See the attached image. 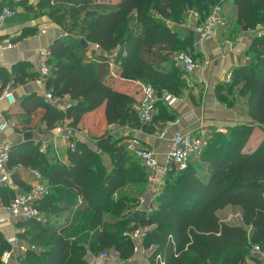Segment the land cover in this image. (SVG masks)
<instances>
[{"label":"trees","instance_id":"16d2710c","mask_svg":"<svg viewBox=\"0 0 264 264\" xmlns=\"http://www.w3.org/2000/svg\"><path fill=\"white\" fill-rule=\"evenodd\" d=\"M220 1L60 0L52 6L39 2L38 7L49 9L47 15L67 34L50 47L47 89L55 97H69L75 103L62 108L32 95L22 105L26 115L40 116L48 130L60 124L76 130L86 116L102 110L107 128L142 127L157 133L161 123L175 120L171 109L159 100L156 106L160 112L154 123L141 125L136 97L113 87L110 64L118 66L117 75L122 80L151 85L156 94L180 97L188 89V76L171 55L181 48L195 51L194 38L191 31L179 36L167 22L185 25L191 12L205 16L208 7ZM227 1L237 7L239 24L249 29L264 28V0ZM17 6L34 12V7H27L24 1L4 0L0 12L3 7L15 12ZM81 39H85L87 48L83 49ZM89 44L97 45L101 55L88 59ZM250 52L254 56L249 63L233 71V82L220 88L217 96L230 106L229 91L238 88L239 95L248 99L251 123L234 127L224 135L214 133L199 159L178 171L168 184L170 173L152 214L148 207L139 208L141 199L121 194L129 186H146L147 173L128 155L123 140L108 137L107 131L91 138L90 143L73 140L67 163L58 158L49 161L33 143L13 148L11 168L38 171L55 188L38 204L39 210L72 216L61 231L51 222H26V236L37 250L28 251L20 264H90L89 256L110 254L111 250L118 254V264H130L134 245L124 233L153 226L144 243L145 249L157 247L151 264H156L157 256L165 264H262L251 251L255 245L264 251V137L255 149L246 147L257 128L264 132V34L253 39ZM1 73L5 82L14 85L36 77L24 73L11 79L6 70ZM225 90H229L227 96ZM228 207L241 210L242 225H231L220 218L219 213ZM107 215L112 223L106 222ZM8 249L0 239V264Z\"/></svg>","mask_w":264,"mask_h":264},{"label":"crops","instance_id":"0c3cea01","mask_svg":"<svg viewBox=\"0 0 264 264\" xmlns=\"http://www.w3.org/2000/svg\"><path fill=\"white\" fill-rule=\"evenodd\" d=\"M1 1L2 0H0V2ZM4 1H12L15 3L24 1L27 7H34V12L28 13L23 6H17L15 8L16 15L14 19L7 21L0 30V43L11 42L15 46L12 51H0V112L9 120L11 125L6 132H0V143H10L13 148L18 146L22 147L27 142L33 143L35 147L37 146L39 148V152L42 155L47 156L49 161L58 158L63 163H67L66 156L69 148V142L63 138L56 137L54 129L48 130L46 124L40 120V116L35 114L28 117L22 107L23 102H25L32 95H37L38 97L44 99V94L49 91L47 89L46 82L41 83L39 79V54L43 50H50V47L57 39L64 38L67 34L63 32L60 27L54 24L48 15H40L41 13H46L47 9H43L41 7L39 8L38 3L46 1L52 6L60 0ZM226 2L227 3H225L224 6L225 11H227L226 16L228 13L230 15L228 19L227 17L224 19V23L220 27L214 40L207 43H200L198 41L192 30L194 27L191 28L190 26L197 23L195 22L194 17L191 16L193 15L192 12L187 17V25L180 26L179 30L183 32V34L190 31L193 33L192 36L195 43V55L198 57L197 60L200 64V68L196 74L188 76V89L180 97H178L177 103L170 108L171 113L175 116V120L166 122V124L161 123L158 126L159 128L157 133L154 134L142 129V127L131 128L129 126H110L108 129L112 132V137H114L115 140H123L122 144H125L130 135L140 137L145 146L158 156L160 165L163 166L171 139L180 131L197 132L201 128H208L212 135L214 133L226 134L234 127L251 123V119L248 116V99L239 95L238 88H234L231 91L228 90L232 93L228 96V99L231 101L230 106L219 100L217 96V91H219L220 88L229 87V85L225 83L227 74L230 71H234L249 63L251 54L250 48L252 41L255 38L253 34L254 31L245 26L242 29L241 36L237 37V39H232L235 42L234 49H229L226 41L229 40L230 36L234 37L237 35L236 25L238 20L237 7L232 1L226 0ZM167 25L173 30L172 27L176 24L167 22ZM233 29H235L236 32H233ZM24 34L30 35L22 37ZM101 53V51L92 49L91 44H89L86 56L88 59H91L95 56L101 55ZM110 65L111 72L113 69H116L117 75L119 69L112 67L113 63ZM1 70H6L11 79H15L17 76L16 74L20 75L24 73L29 75L33 74L36 75V77L35 79L27 80L23 84L14 85L13 82L4 81ZM111 77L113 78L112 74ZM118 79H120L119 81L122 83L132 85L133 88L137 85V81L131 82L122 80L121 78ZM112 85L116 90L120 91L116 87L118 84H116L114 78ZM7 88L12 90L16 99V104L13 107H10L6 100L2 99L3 92ZM228 91L225 90L223 94L227 96ZM64 99L65 101L63 103L51 104L62 108H68L75 103L69 97H65ZM40 113L41 111L37 114ZM102 113L103 111L100 110L97 113L86 116L81 124V127H84L83 124L86 125L85 121L87 119L92 120L94 115ZM29 127H32V129H29ZM161 133H166L165 139L159 138ZM26 134H32L33 139L25 141L24 136ZM77 136L78 133L76 132V134L73 135V139L75 140ZM263 137L264 132L257 128L246 148L249 146L250 149H255ZM76 140L78 139L76 138ZM83 142L86 141L83 140ZM107 162L109 163L108 160ZM32 171L33 170L30 168L18 167L14 174L15 187H0V220L5 218L6 208L15 195L23 193L24 190L30 188L33 181ZM17 182H21L23 187L19 186ZM148 188H150L151 191L154 190L151 187ZM148 188L147 190H149ZM50 189L52 192L55 190L53 186H50ZM152 194H154L153 191ZM151 198L152 197H149V199ZM141 200L144 203H142L139 208L144 209L146 207V200L144 198ZM233 209L237 210L241 214V210L239 208L228 207L224 211L220 212L219 216L221 214H228L229 211ZM47 217L48 222H51V224L57 228L58 231L66 228L68 220L72 219V216H69V213H61L58 215L48 213ZM228 218L229 217H227V219ZM228 221H230V218ZM106 222L112 223V220L109 218L106 219ZM25 223L26 222L21 220H15L0 224V239H3L9 246L7 251L12 249V246L8 243V241L14 238L16 239V245L14 248L15 252L8 264H20V258L24 257L28 251L37 250V247L30 242V237L26 236L29 228L24 225ZM153 252L154 250H150V248H141L140 252L134 254L130 264H151L150 260ZM110 254L111 258L102 264L119 263L118 254L114 250H111ZM254 257L263 264L264 254ZM91 258L92 256H89L88 260L91 261ZM148 258H150L149 261ZM248 264L255 263L248 262Z\"/></svg>","mask_w":264,"mask_h":264},{"label":"built area","instance_id":"2783aa9c","mask_svg":"<svg viewBox=\"0 0 264 264\" xmlns=\"http://www.w3.org/2000/svg\"><path fill=\"white\" fill-rule=\"evenodd\" d=\"M222 6L215 7L209 16L199 26L193 28V33L196 35L200 43H207L217 36V30L224 23ZM15 12L8 7H3L0 12V30L5 23L14 19ZM262 36V32L258 33V37ZM92 49L100 51L97 45L92 44ZM227 46L230 50L234 49L233 44L227 42ZM15 48L11 42L0 43V51H12ZM51 57L50 50H43L39 54V79L41 83H45L51 76V69L49 66V60ZM173 62L178 66L185 75L192 76L200 68V64L194 59V57L187 54H175ZM112 67L118 68L113 63ZM113 76V72H111ZM234 72L230 71L225 79V83L230 85L233 82ZM138 90L142 93L141 99L137 102L135 109L138 114L139 121L143 126H149L154 123V119L157 115V94L151 85L137 82ZM2 99L6 100L10 107L16 104L15 96L10 88H7L2 95ZM44 99L49 103L60 104L65 101L64 98L55 97L51 91H47L44 94ZM165 104L172 108L178 98L170 96L169 94H162V98ZM11 127L10 122L0 112V132H6ZM219 132V131H218ZM222 132V131H221ZM54 134L58 138H63L67 142H71L73 139V130L69 129L66 125L60 124L54 129ZM160 139H165L166 133L159 135ZM212 137V133L208 128H201L197 132H178L176 133L170 142V146L165 155L164 165L161 166L158 156L150 149H148L143 141L138 136L130 135L126 145V151L128 155L138 161L140 166L146 171L148 185L156 191H159L172 171L186 170L190 164L195 160H198L201 153L206 149L209 141ZM69 148H73V143L69 144ZM13 147L10 143H0V187L14 188V174L18 167H10V157ZM33 181L28 192H23L15 195L10 204L6 208L5 218L0 220V224L5 222H12L15 220H21L23 222L36 221L40 224H46L48 222L47 214L42 213L38 204L51 193L50 186L45 178L38 171H32ZM81 203V201H80ZM142 203H144L142 201ZM155 209V205L152 204L148 207L147 211L152 214ZM240 225H242V215L239 214ZM225 222V221H224ZM226 223V222H225ZM155 227H139L137 229L128 230L124 233V238L132 242L134 245V254L140 252L141 248H144L145 240L148 234L154 230ZM8 243L12 246V249L6 251L3 254L2 262L8 264L14 254V248L16 245V239H11ZM152 248V249H151ZM155 254L157 247H151ZM149 252V251H148ZM264 251L259 245L252 247V256H261ZM111 254L102 253L98 256L92 257L90 264H102L109 260ZM264 260V259H263ZM156 264H165L160 256L156 257ZM264 264V262H263Z\"/></svg>","mask_w":264,"mask_h":264},{"label":"rangeland","instance_id":"374dc122","mask_svg":"<svg viewBox=\"0 0 264 264\" xmlns=\"http://www.w3.org/2000/svg\"><path fill=\"white\" fill-rule=\"evenodd\" d=\"M225 3H227L226 2V0H221L218 4H211L209 7H208V11H207V14L205 15V16H207L209 13H211V11L215 8V7H217V6H222V12H223V19H226V17H227V19H228V17H229V13L227 14V16H226V12L227 11H225ZM67 6V5H66ZM49 12V9H47V11H46V13H41L40 15H42V16H44V15H47V14H49L48 13ZM191 16H193L194 17V20H195V22H200L201 21V18L203 19L205 16H201L200 14H198V13H193V15H191ZM232 16V15H231ZM52 20H53V18H52ZM187 20H188V18L186 19V22H185V25H187ZM200 20V21H199ZM190 25V24H189ZM180 26H182L181 24L180 25H178V24H176L175 26H173L172 28H173V30L174 31H178V33H179V36H181V37H184L186 34H183V32H181L179 29H180ZM191 26V28H193V27H195V26H197V23H194V25H190ZM235 27V26H234ZM244 28V26L243 25H241V24H239L238 22H237V25H236V29H237V32H236V30L235 29H233V32H236L237 33V35H235L234 37L233 36H230L229 37V40H227L226 42H229V43H231V44H233V46L235 45V42H234V40H232V39H237V37H240L241 36V34H242V29ZM220 29V28H219ZM219 29L217 30V33L219 32ZM193 30V29H192ZM253 31H254V37H256V36H258V33L259 32H262V34H264V28H262V27H260V26H257L256 28H253L252 29ZM233 34V33H232ZM231 34V35H232ZM76 38H78V37H76ZM194 44L195 43H193V47H194ZM195 48V47H194ZM194 53H195V51H192V49H190V50H186V49H184V48H181L178 52H177V54H187V55H190V56H192V57H194L195 55H194ZM175 55L173 54V55H171V57L173 58ZM252 56H254L252 53L250 54V59L252 58ZM197 62H198V60H196ZM115 68V67H114ZM113 78H114V81L116 82V84H118V85H116V87H117V89H119L121 92H123V93H127V94H132V95H134L135 97H136V99L139 101L140 99H141V95H142V93L138 90V87L135 85V87L133 88V86L132 85H130V84H128V83H122V82H120L119 80L120 79H118V78H120L119 76H117L116 75V69L114 70L113 69ZM190 79V78H189ZM148 85V84H147ZM155 89V88H154ZM161 100V99H160ZM159 112H160V110H158L157 111V115L159 114ZM88 120V121H87ZM85 122H86V125L85 124H83L84 125V127L82 126H80L78 129H76V130H73V135L74 134H76V132L78 133V136L76 137L78 140H80V141H86V142H88V143H90V141H93L91 138H93V137H97V136H101V135H103L106 131H107V135H108V137L109 136H111L112 137V132L111 131H109V127L107 128L106 126H105V123H103V117H102V114H96V115H94V117H93V119L92 120H90V119H87ZM169 122V121H168ZM166 124V123H165ZM159 125V124H158ZM155 127V126H154ZM159 128V127H158ZM142 129H145V128H142ZM167 133V132H166ZM224 135V134H223ZM160 137V136H159ZM76 138H75V140H76ZM114 138V137H113ZM166 138V137H165ZM74 139H71V142L70 143H68V144H71L72 143V141H73ZM105 162H107V157L105 158ZM140 174H142V172H140ZM177 174H178V171H172L171 172V177H170V181H169V183L168 184H170L171 182H173L174 180H175V178H176V176H177ZM165 185V184H164ZM149 187V185H148V181H147V183H146V186H143V185H140L138 188H135V187H131V186H129V187H127V188H125L122 192H121V194L123 195V196H130V197H136V198H139V200L140 199H142V198H144L145 200H146V202H145V204H146V207H149L150 205H152V204H154L153 202H156L157 201V198H158V196L163 192L162 190H163V187L161 188V189H159V191H156V190H152L153 191V193L154 194H152V191H151V189L150 188H148ZM147 188L149 189V190H147ZM149 191V192H148ZM149 197H152L151 199H149ZM149 200V201H148ZM151 201H152V203H151ZM155 205V204H154ZM240 214V212H238L237 210H230L229 211V213L228 214H221L220 215V218L223 220V221H227L226 223H228V224H231V225H240V221H239V217H238V215ZM107 218H105V219H109L110 217H109V215H107L106 216ZM227 217H229L230 218V221H228L229 220V218L227 219ZM111 219V218H110ZM227 219V220H226ZM84 241H85V239H84ZM152 249V248H151ZM150 249V250H151ZM150 260V258H148V261Z\"/></svg>","mask_w":264,"mask_h":264},{"label":"water","instance_id":"95a60500","mask_svg":"<svg viewBox=\"0 0 264 264\" xmlns=\"http://www.w3.org/2000/svg\"><path fill=\"white\" fill-rule=\"evenodd\" d=\"M80 42L82 44L83 49L87 48V42L85 41V39H81ZM157 98L160 100L162 98V93H158L157 94ZM24 139H25V141L32 140L33 139V135L32 134H26L24 136Z\"/></svg>","mask_w":264,"mask_h":264}]
</instances>
